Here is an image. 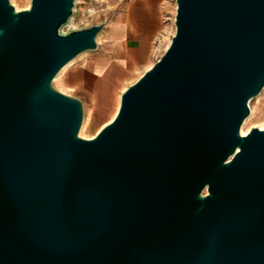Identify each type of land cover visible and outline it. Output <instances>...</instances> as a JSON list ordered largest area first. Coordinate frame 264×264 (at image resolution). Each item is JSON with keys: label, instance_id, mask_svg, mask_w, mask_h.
<instances>
[{"label": "water", "instance_id": "obj_1", "mask_svg": "<svg viewBox=\"0 0 264 264\" xmlns=\"http://www.w3.org/2000/svg\"><path fill=\"white\" fill-rule=\"evenodd\" d=\"M77 0H0V264H264V0H176L164 53L80 136L54 86L99 48Z\"/></svg>", "mask_w": 264, "mask_h": 264}, {"label": "crops", "instance_id": "obj_2", "mask_svg": "<svg viewBox=\"0 0 264 264\" xmlns=\"http://www.w3.org/2000/svg\"><path fill=\"white\" fill-rule=\"evenodd\" d=\"M79 3L83 13L98 10V18L87 26L105 23L101 32L105 47L68 80L77 76L94 94L117 83L130 71L149 66L175 31L176 0H79Z\"/></svg>", "mask_w": 264, "mask_h": 264}, {"label": "rangeland", "instance_id": "obj_3", "mask_svg": "<svg viewBox=\"0 0 264 264\" xmlns=\"http://www.w3.org/2000/svg\"><path fill=\"white\" fill-rule=\"evenodd\" d=\"M14 5L13 0H10ZM17 2L22 9H25L31 0H14ZM77 8L70 20L61 28V32L64 34L69 33L72 30L83 28L98 18V10L93 9L87 13H83L80 10V3L76 6ZM174 34V30H173ZM172 38V37H171ZM171 38L166 39L163 47L155 54L151 63L155 62L165 51L166 45L169 44ZM99 44V48L95 51H89L83 53L76 58V62L71 65L59 79L54 80V86L67 94L75 95L83 99L85 105V120L80 130V136L83 138H92L97 132L108 123V121L114 116L115 112L120 103L121 93L123 88L129 86L141 73L144 72L145 68H138L132 70L127 75L120 78V80L112 86H107L97 91L90 92L85 85L81 84L80 78L74 76L69 81V76H73L78 70H82L85 67V63L99 54L105 47L103 38ZM264 101V90L263 92L252 99L250 102L251 114L247 118L249 122L248 128L259 127L264 125V116L252 117V114L259 113L262 108V102ZM251 117V118H250ZM258 123V124H257Z\"/></svg>", "mask_w": 264, "mask_h": 264}, {"label": "bare ground", "instance_id": "obj_4", "mask_svg": "<svg viewBox=\"0 0 264 264\" xmlns=\"http://www.w3.org/2000/svg\"><path fill=\"white\" fill-rule=\"evenodd\" d=\"M13 2H14V5H15V7H16V9L18 10V11H20V10H22V8L20 7V5L17 3V2H15L14 0H13ZM30 4H31V1H30V3L27 5V7L26 8H29V6H30ZM25 8V9H26ZM77 8V7H76ZM75 11H76V9H75ZM174 26H175V21H174ZM175 30H176V27H175ZM174 33H175V31H174ZM102 34L103 33H100V35L98 36V42H99V44H100V42H102L101 41V39H102ZM174 35V34H173ZM170 43V42H169ZM169 45V44H168ZM168 45L166 46V48L168 47ZM166 50V49H165ZM76 62V59L75 60H73V61H71L67 66H65L64 68H63V70L59 73V75L56 77V80L57 79H59L61 76H62V74L71 66V65H73L74 63ZM154 64V62L153 63H151L149 66H148V68L147 69H149L152 65ZM147 69H145L144 70V72L147 70ZM143 72V73H144ZM143 73H141V75L143 74ZM140 75V76H141ZM139 76V77H140ZM138 77V78H139ZM138 78H136L132 83H134ZM131 83V84H132ZM128 86H126L125 88H123V90H122V92L124 91V90H126V88H127ZM122 94V93H121ZM119 106H120V103H119ZM119 106H118V108H117V111H118V109H119ZM262 110L259 112V113H257V114H252V117H262V116H264V101L262 102ZM117 111L115 112V114H114V116L116 115V113H117ZM114 116L109 120V121H111L113 118H114ZM251 118V117H250ZM108 121V122H109ZM248 122H249V119H246V121L244 122V124H243V126H242V128H241V133H242V135H246L248 132H249V130H250V128H248L247 129V124H248ZM258 124V123H257ZM259 128H261V129H264V125L263 126H259Z\"/></svg>", "mask_w": 264, "mask_h": 264}, {"label": "built area", "instance_id": "obj_5", "mask_svg": "<svg viewBox=\"0 0 264 264\" xmlns=\"http://www.w3.org/2000/svg\"><path fill=\"white\" fill-rule=\"evenodd\" d=\"M78 3H79V0H77V5H78Z\"/></svg>", "mask_w": 264, "mask_h": 264}]
</instances>
